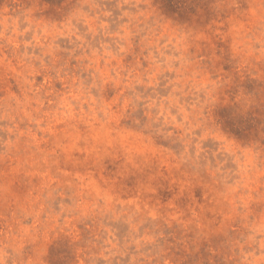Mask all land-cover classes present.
Segmentation results:
<instances>
[{
  "label": "clouds",
  "instance_id": "9594fccd",
  "mask_svg": "<svg viewBox=\"0 0 264 264\" xmlns=\"http://www.w3.org/2000/svg\"><path fill=\"white\" fill-rule=\"evenodd\" d=\"M0 264H264V0H0Z\"/></svg>",
  "mask_w": 264,
  "mask_h": 264
}]
</instances>
